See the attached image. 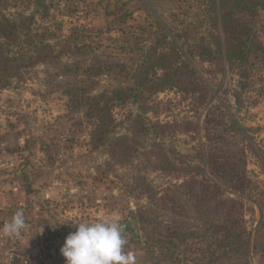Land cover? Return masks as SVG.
<instances>
[{
	"label": "rangeland",
	"instance_id": "1",
	"mask_svg": "<svg viewBox=\"0 0 264 264\" xmlns=\"http://www.w3.org/2000/svg\"><path fill=\"white\" fill-rule=\"evenodd\" d=\"M211 7L0 0L3 17L32 16L22 42L0 52V228L20 199H29L24 213L41 214L27 221L41 230L29 242L0 232V264H65L60 249L75 225L105 219L122 226L136 264H264V55L225 73L202 60ZM253 32L264 49V11ZM167 34L196 69L190 94L141 95L143 62L166 48ZM197 71L218 99L199 116L190 108ZM110 90L131 97L112 96L114 127L99 142L85 101ZM185 122L200 133L180 130ZM203 147L218 176L202 162Z\"/></svg>",
	"mask_w": 264,
	"mask_h": 264
},
{
	"label": "trees",
	"instance_id": "2",
	"mask_svg": "<svg viewBox=\"0 0 264 264\" xmlns=\"http://www.w3.org/2000/svg\"><path fill=\"white\" fill-rule=\"evenodd\" d=\"M211 4V15L209 17L210 43L207 47H200V54L203 55L201 57L202 60L220 66L222 73H225L228 66L237 64L244 68L249 62L256 60L260 62L263 60L262 55H264V49L260 48L256 40L253 32V24L259 13L264 11V0H211ZM31 17L19 16L15 20L0 15V52H7L12 45H17L22 42L20 39V31L24 28L25 21L31 20ZM167 35L166 37L170 38L171 41L166 44V48L160 52H155L154 55L147 59L148 62H143L141 75L144 77L138 83V86L141 87V95L144 92L152 96L163 93L165 90H173L176 88L182 94H190L187 88L189 85L187 80L196 69L191 64L192 59L190 55L184 52L183 47H180L172 36ZM26 45L30 44L26 43ZM172 52L177 53L176 55H172ZM1 54L0 59H3ZM179 57L180 61H177ZM27 62L28 65L35 63L31 57L27 59ZM197 74V80L201 82V85H195L197 95L193 99L190 98V101H192L190 108L192 112L199 116L201 111L206 109L212 99L217 101L218 99L216 92L206 83L198 71ZM5 85L6 83L4 82L1 86ZM124 94L123 96L121 92L110 90L87 97L85 103L87 104V111L90 113L89 117H94L98 123L94 124L95 129H97V141L103 142L107 140L108 135L114 127L113 109L112 105H109L110 101L113 100L112 96L119 99L131 97L127 93ZM182 124L180 130L191 131L195 134L200 133L198 123H195L192 127L189 126L191 124L188 122ZM232 128L245 137L241 127L233 125ZM208 136L205 133L204 138L207 141L210 140ZM201 151L202 162L211 168V172L215 176H218V167L215 165L212 157L208 156L204 147ZM215 188L218 187L215 186Z\"/></svg>",
	"mask_w": 264,
	"mask_h": 264
},
{
	"label": "clouds",
	"instance_id": "3",
	"mask_svg": "<svg viewBox=\"0 0 264 264\" xmlns=\"http://www.w3.org/2000/svg\"><path fill=\"white\" fill-rule=\"evenodd\" d=\"M60 249L65 264H136V255L125 251L128 240L122 226L114 220H100L91 224L77 223ZM27 227L22 211H17L0 232L19 237Z\"/></svg>",
	"mask_w": 264,
	"mask_h": 264
},
{
	"label": "crops",
	"instance_id": "4",
	"mask_svg": "<svg viewBox=\"0 0 264 264\" xmlns=\"http://www.w3.org/2000/svg\"><path fill=\"white\" fill-rule=\"evenodd\" d=\"M27 200L29 199H20V203H19V206L18 207H21V208H17L19 209V211H22V208L25 206V209H26V206L28 207V210L31 211L30 209V203L27 202ZM1 209L5 210L4 208L1 207ZM18 211V210H17ZM23 214H24V217H25V223L27 225V227L25 229L22 230L21 232V235L19 237H14L16 240H20V243H26V242H29V240L27 239L28 237L31 239H35L37 237V234L39 231V227H32L30 230H28V226L29 223L27 222L28 220H31L33 223L34 222H38L40 221L41 219V214L40 213H24V210L22 211ZM36 215L38 216L36 220H34V218L36 217ZM12 238V237H11ZM41 264H55L53 260L51 259H47V261H43V263Z\"/></svg>",
	"mask_w": 264,
	"mask_h": 264
},
{
	"label": "built area",
	"instance_id": "5",
	"mask_svg": "<svg viewBox=\"0 0 264 264\" xmlns=\"http://www.w3.org/2000/svg\"><path fill=\"white\" fill-rule=\"evenodd\" d=\"M10 256V255H9Z\"/></svg>",
	"mask_w": 264,
	"mask_h": 264
}]
</instances>
